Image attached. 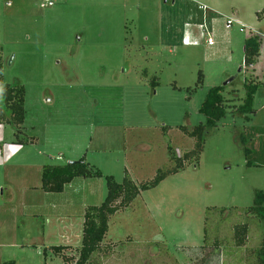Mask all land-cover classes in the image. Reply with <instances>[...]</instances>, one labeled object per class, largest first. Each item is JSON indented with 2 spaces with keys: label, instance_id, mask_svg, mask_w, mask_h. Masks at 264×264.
Here are the masks:
<instances>
[{
  "label": "rangeland",
  "instance_id": "374dc122",
  "mask_svg": "<svg viewBox=\"0 0 264 264\" xmlns=\"http://www.w3.org/2000/svg\"><path fill=\"white\" fill-rule=\"evenodd\" d=\"M46 1L0 0L3 77L25 86L23 128L34 137L24 153L9 156L13 127L0 128V183L9 173L17 189L12 200L0 184V264H74L80 247L56 252V238L83 230L85 209L107 195L104 177H78L75 188L43 197L34 187L45 163L84 157L118 182L126 171L136 184L148 181L170 165L169 143L180 155L194 147L181 127L206 121L199 109L214 86H226L232 107L205 135L199 160L111 216L93 262L252 264L264 225L245 209L264 189V169L247 158V119L237 106L247 80L263 87L264 20L258 23L257 11L264 0ZM223 15L246 27L227 30ZM255 34L260 55L251 68L244 45ZM14 155L15 165H3ZM46 201L49 214L34 212ZM245 222L247 239L237 246L234 229ZM205 231L219 238L218 247L213 238L204 243Z\"/></svg>",
  "mask_w": 264,
  "mask_h": 264
},
{
  "label": "trees",
  "instance_id": "16d2710c",
  "mask_svg": "<svg viewBox=\"0 0 264 264\" xmlns=\"http://www.w3.org/2000/svg\"><path fill=\"white\" fill-rule=\"evenodd\" d=\"M244 48L245 64L253 66L260 55L259 36L252 35L248 37L245 40ZM201 75L202 72L200 71L199 84L202 79ZM243 85L245 96L242 99V103L237 106V111L245 119H248L255 112L254 96L260 87V83L254 79H250ZM225 89L226 86H214L207 92L205 100L199 109L200 113L206 117L205 122L195 125L192 129L186 126L181 127L186 135L195 140L194 147L184 152L183 155H180L169 143L167 145V156L170 165L166 168H159L156 175L148 181L136 184L129 172L126 171L123 181L118 182L113 175L105 176L97 166L87 162L84 157L63 164H45L43 166L41 175L42 188L48 192H61L64 190L65 185L78 177H104L107 182L108 191L104 201L99 205H91L85 209L82 241L78 251V258L74 264H95L93 257L101 250L102 243L109 230L111 216L120 209L129 207L142 191L155 188L169 175L180 172L189 160H199L204 148L205 135L217 126V122L227 115L228 108L232 107L231 98H227L224 94ZM25 102V86L23 84H10L4 81L3 57L0 54V125L12 126L14 141L19 143H25L31 139L26 135L23 128L26 119ZM246 153H248L247 149ZM245 212L258 216L262 225H264V189L256 190L254 205L245 209ZM234 230L236 245H244L249 231V224L247 222L242 223L235 226ZM214 237L212 238L214 239ZM212 238L205 231L204 243L208 244ZM218 239H214L215 241L213 242L217 247L220 244ZM66 247L58 245L54 246V250L60 252L66 249ZM250 254L255 257L252 264H264V234L262 245L259 248L251 250ZM247 259L250 260L252 258ZM3 264H14V262H4Z\"/></svg>",
  "mask_w": 264,
  "mask_h": 264
},
{
  "label": "crops",
  "instance_id": "0c3cea01",
  "mask_svg": "<svg viewBox=\"0 0 264 264\" xmlns=\"http://www.w3.org/2000/svg\"><path fill=\"white\" fill-rule=\"evenodd\" d=\"M212 12L215 13V15L217 17V12H214V11H212ZM257 13L259 14L258 23L261 24L263 22V20H264V10L263 11H257ZM227 16H229V15H223V17L225 19V27H226V18H227ZM229 17H232V16H229ZM234 18H236V17H234ZM211 19H212L211 20L212 22H210L211 23V27H214L215 26V17H212ZM238 20H240V19H238ZM240 22L245 24L241 20H240ZM210 30H212V28ZM227 30H229V29H227ZM256 32H259V31L256 29ZM255 35H257V34H255ZM250 67L253 68L254 65L250 66ZM229 94L227 95V98H230L229 96L231 94L230 95ZM254 108H255V112L253 114H251V116L246 120L247 123L242 125L243 129L247 133V137H248V141H247V145H248L247 146V150H248L247 158H249L251 165H255L257 167H262L264 169V82H263V87L261 88V86H260L259 89L257 90L255 96H254ZM4 128H5V126H4ZM30 138H31L30 139L31 141H34V137H30ZM11 142L10 143L12 145L9 146L8 151H7L9 156H10L11 152H16V153L19 152L17 155H19L20 152L24 153L25 147H27L26 145H24V143H21V142L19 143L17 141H14L13 138H12ZM64 157H65V155H64ZM18 158L19 157L14 155L11 158H9L7 161H5L3 163V165H7L9 163L10 166H13V165H15L16 161H12V160H17ZM66 162H69V159L64 161V163H66ZM60 164H63V163H60ZM4 175H5L4 176L5 177L4 181L7 183L6 185L8 186V190H7L8 191V197L10 199H12V200H16V198H17V189H16V187H14V184L11 183V181L9 180V177H8L9 173L6 174V172H5ZM87 179L88 178H85L83 181H88ZM40 180H41V175H40ZM4 181H2L3 183H0V184H5ZM69 184L70 183H68V186L65 185L64 189H67L68 187H70ZM71 184L73 185L71 187L75 188L76 184H79V182L76 183V181H74V182H71ZM34 188L38 189V193H42L40 191V189L45 191L42 188V182H41L40 186H38V187L36 186ZM4 190L6 191L5 187L1 191V195L2 196L6 193ZM73 192H77V191H73ZM44 193L45 194H41V195H44L43 197H46V196L49 195V193H53V192L45 191ZM78 193H80V192L78 191ZM47 206H48V201H46L45 205L43 204V206L40 205L38 209L36 208V210H34V212H36L38 214H41L40 212H43V214H46V211H47V214H49ZM44 207H46L45 211L42 210ZM50 209L52 211L51 207H50ZM81 223H84V220L81 221ZM56 239H57V241L61 242V243H59V245L68 246V247L69 246L80 247L81 246V241H82V230H81V228L79 226V228L75 231V234L66 235L65 237L61 236V238L58 237ZM65 250L66 249H63V252H65Z\"/></svg>",
  "mask_w": 264,
  "mask_h": 264
},
{
  "label": "built area",
  "instance_id": "2783aa9c",
  "mask_svg": "<svg viewBox=\"0 0 264 264\" xmlns=\"http://www.w3.org/2000/svg\"><path fill=\"white\" fill-rule=\"evenodd\" d=\"M43 5L44 6H47V7L48 6L51 7V6L54 5V3H53L52 0H47ZM234 23H239V24H241L242 27H246V25L243 24V23H241L240 20H238L237 18L227 16V18H226V28L227 29H230ZM208 36H209L208 42H209V44H212L213 43V39L211 38L209 32H208ZM1 127H4V126L3 125H0V128ZM11 145L12 144H8V146H11Z\"/></svg>",
  "mask_w": 264,
  "mask_h": 264
},
{
  "label": "water",
  "instance_id": "95a60500",
  "mask_svg": "<svg viewBox=\"0 0 264 264\" xmlns=\"http://www.w3.org/2000/svg\"><path fill=\"white\" fill-rule=\"evenodd\" d=\"M232 80H233V78H230L229 80H227V81L225 82V85H226V84H229Z\"/></svg>",
  "mask_w": 264,
  "mask_h": 264
}]
</instances>
